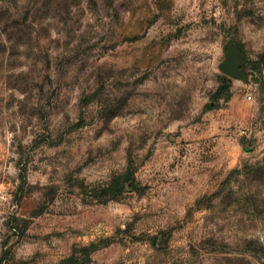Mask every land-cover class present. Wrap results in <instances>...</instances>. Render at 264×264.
<instances>
[{
  "label": "rangeland",
  "instance_id": "374dc122",
  "mask_svg": "<svg viewBox=\"0 0 264 264\" xmlns=\"http://www.w3.org/2000/svg\"><path fill=\"white\" fill-rule=\"evenodd\" d=\"M0 264H264V0H0Z\"/></svg>",
  "mask_w": 264,
  "mask_h": 264
},
{
  "label": "trees",
  "instance_id": "16d2710c",
  "mask_svg": "<svg viewBox=\"0 0 264 264\" xmlns=\"http://www.w3.org/2000/svg\"><path fill=\"white\" fill-rule=\"evenodd\" d=\"M228 89H229V84L227 83V81L224 79L222 80V84L221 86L218 88V90L216 91V93L214 94V96L212 97L213 101H219L220 99H222L223 97H225L228 93ZM214 108V107H211ZM130 180V181H129ZM127 181L128 182V186L130 189L132 190H137V187L135 185V178L134 175L132 173H129L126 177L124 182ZM112 187L110 188H102L101 189V194L104 195V197H100L99 200H102V202L104 201H108V200H115L117 197L114 193V190H111ZM101 196V195H99Z\"/></svg>",
  "mask_w": 264,
  "mask_h": 264
}]
</instances>
